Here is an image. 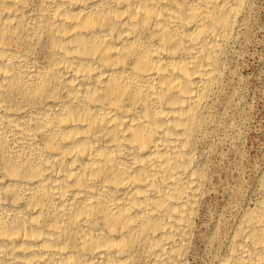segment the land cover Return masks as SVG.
<instances>
[{"label":"bare ground","instance_id":"bare-ground-1","mask_svg":"<svg viewBox=\"0 0 264 264\" xmlns=\"http://www.w3.org/2000/svg\"><path fill=\"white\" fill-rule=\"evenodd\" d=\"M250 6L0 0V264H190ZM223 235L213 264H264V169Z\"/></svg>","mask_w":264,"mask_h":264},{"label":"rangeland","instance_id":"rangeland-1","mask_svg":"<svg viewBox=\"0 0 264 264\" xmlns=\"http://www.w3.org/2000/svg\"><path fill=\"white\" fill-rule=\"evenodd\" d=\"M250 9L225 62L224 84L211 107V119L215 118L198 146L209 173V193L200 206L190 264L214 263L224 230L230 228L236 213L253 198L264 169V0H251Z\"/></svg>","mask_w":264,"mask_h":264}]
</instances>
